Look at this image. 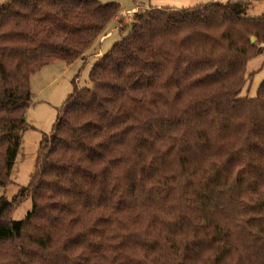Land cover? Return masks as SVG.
I'll use <instances>...</instances> for the list:
<instances>
[{"label":"trees","instance_id":"1","mask_svg":"<svg viewBox=\"0 0 264 264\" xmlns=\"http://www.w3.org/2000/svg\"><path fill=\"white\" fill-rule=\"evenodd\" d=\"M245 10L134 13L91 68V87H74L42 137L18 193L31 198L24 219H6L16 199L0 196V264H264V79L255 98L240 96L264 17ZM119 11L97 0L0 4V187L30 76L83 58ZM178 35L168 71L161 45Z\"/></svg>","mask_w":264,"mask_h":264},{"label":"rangeland","instance_id":"2","mask_svg":"<svg viewBox=\"0 0 264 264\" xmlns=\"http://www.w3.org/2000/svg\"><path fill=\"white\" fill-rule=\"evenodd\" d=\"M9 0H0V4ZM102 4L117 3L124 10V18L112 20L105 31L96 39L90 48L85 52L83 59H77L70 65L61 61L52 62L44 66L39 71L33 73L29 78V88L31 92V103L26 111V127L21 134L20 145L16 154L15 162L10 172V183L5 187H0V196L8 200L16 199L13 209L6 219L14 221L24 219L31 209V198L27 195L19 197L20 189L28 186L32 175L36 169L37 158L42 137L48 135L55 123L58 109L68 98L74 87L90 88L91 82L89 74L91 68L98 60L99 56L106 54L113 45L125 37L134 20V14L130 10L135 9L136 13H143L148 8H175L183 9L197 5H206L213 2L244 3L246 6L245 15L251 18L264 17V0H97ZM134 13V12H133ZM131 16V17H130ZM130 17L128 22L126 18ZM109 33L107 37L100 41L102 36ZM253 38V37H252ZM168 39V40H167ZM164 39L161 51L166 56V69L171 71L177 63L175 47L173 43L181 39V35ZM100 41V42H99ZM97 54H100L97 56ZM165 57V56H164ZM252 66H248V73L254 72L248 79L247 84L240 96L255 98L258 88L264 79V49L261 56ZM182 60V59H181ZM181 60H179L181 62ZM179 62V63H180ZM184 65V64H182ZM211 66V64H210ZM255 67V69H252ZM213 68V67H212ZM211 68V69H212ZM252 70V71H251ZM162 83L165 81L162 80Z\"/></svg>","mask_w":264,"mask_h":264},{"label":"crops","instance_id":"3","mask_svg":"<svg viewBox=\"0 0 264 264\" xmlns=\"http://www.w3.org/2000/svg\"><path fill=\"white\" fill-rule=\"evenodd\" d=\"M149 9V8H148ZM136 13V10L135 9H132V10H130V13H131V15H133L134 13ZM125 12H124V10L123 9H121V7H120V11H119V13L117 14V16L113 19V20H120V19H122V18H124V16H123V14H124ZM131 17V16H130ZM130 17H127L126 18V22H128V20L130 19ZM109 35V33H106V35L105 36H102V38L100 39V41L101 40H103L105 37H107ZM99 41V42H100ZM100 54H97V56H99ZM261 55H259V56H257V57H255V58H253V59H251L250 61H248V63H247V66H246V71H247V73H248V66H252L251 64H253L254 62H256V60H260V59H258L259 57H260ZM83 58H84V56H83ZM83 58H80V59H83ZM52 64V63H51ZM46 67V66H45ZM252 69H255V67H253ZM252 71V70H251ZM254 72L252 71V72H249L248 73V75H252Z\"/></svg>","mask_w":264,"mask_h":264},{"label":"water","instance_id":"4","mask_svg":"<svg viewBox=\"0 0 264 264\" xmlns=\"http://www.w3.org/2000/svg\"><path fill=\"white\" fill-rule=\"evenodd\" d=\"M250 41H251V42H254V41H255V39H254V38H251V39H250Z\"/></svg>","mask_w":264,"mask_h":264}]
</instances>
